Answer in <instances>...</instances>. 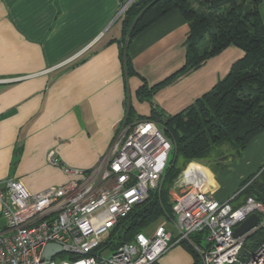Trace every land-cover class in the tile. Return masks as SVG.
I'll use <instances>...</instances> for the list:
<instances>
[{
	"label": "crops",
	"instance_id": "0c3cea01",
	"mask_svg": "<svg viewBox=\"0 0 264 264\" xmlns=\"http://www.w3.org/2000/svg\"><path fill=\"white\" fill-rule=\"evenodd\" d=\"M127 1L0 0V188L6 178L19 179L32 193L65 182L52 157L69 167H93L127 109L132 120L140 116L129 78L137 85V99L175 114L209 91L243 55L229 45L141 98L136 91L143 82L150 87L183 65L189 27L171 10L137 34L127 47L134 73L125 76L119 40L120 10ZM259 11L264 22V0ZM237 156L219 174L201 162V168L194 166L204 173L203 188L218 201L230 199L241 180L264 165V131ZM192 262L181 243L157 261Z\"/></svg>",
	"mask_w": 264,
	"mask_h": 264
},
{
	"label": "built area",
	"instance_id": "2783aa9c",
	"mask_svg": "<svg viewBox=\"0 0 264 264\" xmlns=\"http://www.w3.org/2000/svg\"><path fill=\"white\" fill-rule=\"evenodd\" d=\"M173 148L156 120L139 118L117 128L106 152L90 169L60 164L67 180L30 192L16 178L0 188V264H158L171 246L186 242L202 264H264V239L245 260V238L264 227V203L247 196L238 205L218 201L203 188L204 173L187 169L180 190L169 192L171 214L131 241L108 250L103 242L119 221L160 185ZM252 230L234 236L249 214ZM171 221L175 235L167 228ZM54 244L60 251L45 247Z\"/></svg>",
	"mask_w": 264,
	"mask_h": 264
},
{
	"label": "trees",
	"instance_id": "16d2710c",
	"mask_svg": "<svg viewBox=\"0 0 264 264\" xmlns=\"http://www.w3.org/2000/svg\"><path fill=\"white\" fill-rule=\"evenodd\" d=\"M260 2L134 0L121 14L119 58L125 76L134 73L127 47L137 34L171 10L179 11L189 27L183 65L150 87L143 82L136 91L141 98H148L161 85L199 67L229 45L240 48L243 55L209 91L181 111L165 114L151 105L148 114L138 117L158 121L173 148L160 185L150 190L147 198L110 232L103 242L108 250L131 241L149 224L171 214L169 190L188 162L203 160L212 148L225 144L238 155L255 135L264 131V22ZM125 120H132L129 108ZM238 188L232 200L236 201L235 205L247 196L264 203V165L242 179ZM263 239L264 227L250 233L239 250V258L247 259ZM181 244L192 255V264H201L193 248L186 242Z\"/></svg>",
	"mask_w": 264,
	"mask_h": 264
},
{
	"label": "rangeland",
	"instance_id": "374dc122",
	"mask_svg": "<svg viewBox=\"0 0 264 264\" xmlns=\"http://www.w3.org/2000/svg\"><path fill=\"white\" fill-rule=\"evenodd\" d=\"M134 0H130L129 3H127L126 5L124 4L121 7L120 12H123ZM133 77L129 78L128 82L130 85V90H131V101H132V105L135 108V112L136 114L139 115H146L149 111L150 108V104L149 101L146 99H137L134 95V90L136 88V84H134L132 82ZM139 119V118H137ZM132 121V120H131ZM171 155V153H170ZM237 155L235 154L234 150L227 144L222 145L220 147H214L211 149V152L209 154V156L203 160L200 161H191L188 162L184 168L178 173L177 177L174 180V183L172 185L171 188L175 187V191H179L180 190V185H182V183H184V178H183V173L185 170L187 169H192L193 167H191L190 165L196 166L198 168H201V166L197 163V162H201L203 164H206L209 166V168H211L216 174H219L221 172V170H223L227 164L230 163V161H235L237 159ZM170 159V156H169ZM196 162V163H195ZM195 169V168H193ZM200 171V170H199ZM238 184V183H237ZM172 189L169 190V192ZM170 197V194H169ZM167 217V215H166ZM165 216L160 217L159 219H157L156 221L152 222L151 224H149L144 230L143 232L146 234H150L154 228V226H156V224H158L159 222H161L162 220H164V218H166ZM4 223V219L1 216L0 217V224L2 225ZM167 228L172 231V233L175 235V231L172 227V223L171 221H168V224L166 225ZM201 262V261H200ZM202 264V263H201Z\"/></svg>",
	"mask_w": 264,
	"mask_h": 264
},
{
	"label": "water",
	"instance_id": "95a60500",
	"mask_svg": "<svg viewBox=\"0 0 264 264\" xmlns=\"http://www.w3.org/2000/svg\"><path fill=\"white\" fill-rule=\"evenodd\" d=\"M130 0H128L127 3H129ZM258 215L256 213L249 214L243 221L239 223L238 226H236L233 229L234 236H239L244 233H248L252 230V228L256 225V222L258 221ZM51 249H55L56 251H60V247L54 244H48L45 247V253L48 254Z\"/></svg>",
	"mask_w": 264,
	"mask_h": 264
},
{
	"label": "bare ground",
	"instance_id": "6f19581e",
	"mask_svg": "<svg viewBox=\"0 0 264 264\" xmlns=\"http://www.w3.org/2000/svg\"><path fill=\"white\" fill-rule=\"evenodd\" d=\"M191 167H193V168H195V169H197L196 167H194L193 165H190ZM197 170H199V169H197ZM208 180V179H207Z\"/></svg>",
	"mask_w": 264,
	"mask_h": 264
}]
</instances>
